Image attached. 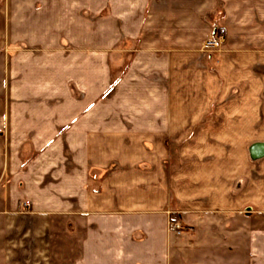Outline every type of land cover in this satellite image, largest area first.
<instances>
[{
	"label": "crops",
	"instance_id": "crops-1",
	"mask_svg": "<svg viewBox=\"0 0 264 264\" xmlns=\"http://www.w3.org/2000/svg\"><path fill=\"white\" fill-rule=\"evenodd\" d=\"M217 27L229 50L206 58L203 33ZM114 51L115 68L130 60L110 112ZM208 59L223 77L220 131L195 106L216 84L186 83ZM233 137L249 152L236 170ZM256 143L264 0H0V264H228L231 245L201 232L232 213L264 215ZM210 152L227 156L221 169ZM242 230L246 264H264V225Z\"/></svg>",
	"mask_w": 264,
	"mask_h": 264
},
{
	"label": "rangeland",
	"instance_id": "rangeland-1",
	"mask_svg": "<svg viewBox=\"0 0 264 264\" xmlns=\"http://www.w3.org/2000/svg\"><path fill=\"white\" fill-rule=\"evenodd\" d=\"M108 8L104 11V14L107 15L109 14L108 12ZM221 32L218 33V35H223L224 36V41L221 42L217 47L215 48H210V49H205L203 46V51L207 52L208 56L206 55V58L210 57L212 53H219V55H221V57H223V52L225 50H229L227 47V35L225 34V31L221 28ZM210 33H214L216 34L215 31H209ZM203 37V36H202ZM204 43V40H203ZM211 58V57H210ZM124 61L122 62V64L115 68V51L114 53L110 56L109 59V65H110V71L108 72L109 74V87L108 89L105 91V98L103 99V110L105 111H110V112H115L118 110H121V101L118 98H115V86L116 84L119 82V80L125 76V74L127 73L126 70L129 66V60H130V55H126L124 58ZM222 60V58H221ZM218 64L216 63H212L211 61H209L208 59V66H207V72L202 71L205 67H197L198 72L195 73V75L193 74V77L191 76V78L189 80H187L186 83H209V85H213L214 83L216 84V87H211L208 88L207 90L211 93L209 94L208 98H206V96L203 95H199L196 96L195 99L198 101H201V103L198 102V104H195V106L200 107L201 109H203V111H209L208 113L212 114L211 118L209 119H202L200 124L202 123V125L204 124H209V126L214 127L219 129L223 127V119H222V113L225 110L224 109V93H223V87L222 84L223 83V77L222 74L219 72L218 70ZM200 70H199V69ZM196 74L198 75V77H196ZM116 81V82H115ZM113 87V90L110 92H108V90L110 88ZM197 90V89H196ZM201 92L204 91V89H199ZM168 91H170V88L168 89ZM198 91V90H197ZM124 103V102H123ZM125 104V103H124ZM232 110L233 111H238L239 110V105H232ZM201 138V137H200ZM220 138H223V136L220 134L215 135V137H210L209 143L211 144H215L216 146L219 144V141H223ZM238 137H233L232 139V144H231V162H232V169L236 170V168L238 167V164L241 160H243L245 158V156H247L249 158V152L245 151V147L246 145L244 143H240L238 142ZM166 143L169 147V152H170V166L171 169L174 170L176 167V162L178 161V154H179V142H177L176 138H174L173 136H169L166 140ZM206 143V142H205ZM223 143V142H222ZM221 143V144H222ZM223 146V145H222ZM211 155V159L214 162H216L217 165V169H221L222 164H223V159L227 158V156L225 157L224 152H210ZM212 167H214V164H212ZM210 168V171H214V168ZM106 169L104 175L108 174V171L110 170ZM215 168V170H217ZM219 170H217L218 172ZM237 185V184H236ZM251 216H245L242 213H232L231 215V223H229L227 225V221H226V225L225 228H223L224 226L220 223L222 221H218V220H214V221H210L209 222V226L206 227L205 230H203V232H201V235H203V239L204 240H209L211 239L213 242V244H215L216 242H219L222 239L223 241L221 243H224L226 245H231L230 248L226 247V251L230 254H228L226 252L225 256H224V260L228 263V264H246L247 261V257L249 253L248 250V242L247 239L250 240V231H245L242 230L240 231L242 228L246 227L248 229L251 228H256L257 226H261L264 225V215L260 216V215H254V214H250ZM212 249V248H211ZM224 255V254H223ZM221 257V256H220ZM223 258V257H221ZM60 261L62 262H69L67 257H64L63 255L60 256ZM219 260H223V259H219Z\"/></svg>",
	"mask_w": 264,
	"mask_h": 264
},
{
	"label": "built area",
	"instance_id": "built-area-1",
	"mask_svg": "<svg viewBox=\"0 0 264 264\" xmlns=\"http://www.w3.org/2000/svg\"><path fill=\"white\" fill-rule=\"evenodd\" d=\"M204 43L203 47L205 49L215 48L217 47L221 42L224 41L223 35H218L210 32L203 33ZM171 226L175 232L178 234L181 233L184 229L183 225L179 221H173L171 222Z\"/></svg>",
	"mask_w": 264,
	"mask_h": 264
},
{
	"label": "water",
	"instance_id": "water-1",
	"mask_svg": "<svg viewBox=\"0 0 264 264\" xmlns=\"http://www.w3.org/2000/svg\"><path fill=\"white\" fill-rule=\"evenodd\" d=\"M251 155L254 158L264 155V143H256L251 148Z\"/></svg>",
	"mask_w": 264,
	"mask_h": 264
},
{
	"label": "trees",
	"instance_id": "trees-1",
	"mask_svg": "<svg viewBox=\"0 0 264 264\" xmlns=\"http://www.w3.org/2000/svg\"><path fill=\"white\" fill-rule=\"evenodd\" d=\"M221 31H222V30H221L220 27H217L216 30H215L216 34L220 33ZM115 82H116V81H115ZM112 90H113V87L110 88V89L108 90V92H109V91L111 92ZM175 220H176L175 218L171 217V222H173V221H175Z\"/></svg>",
	"mask_w": 264,
	"mask_h": 264
}]
</instances>
